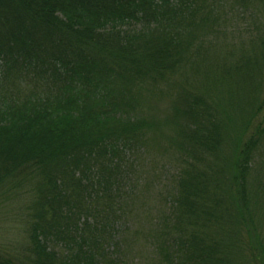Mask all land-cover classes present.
Listing matches in <instances>:
<instances>
[{
	"label": "trees",
	"instance_id": "16d2710c",
	"mask_svg": "<svg viewBox=\"0 0 264 264\" xmlns=\"http://www.w3.org/2000/svg\"><path fill=\"white\" fill-rule=\"evenodd\" d=\"M154 153L175 173L132 232ZM139 240L264 264V0H0V264H133Z\"/></svg>",
	"mask_w": 264,
	"mask_h": 264
},
{
	"label": "rangeland",
	"instance_id": "374dc122",
	"mask_svg": "<svg viewBox=\"0 0 264 264\" xmlns=\"http://www.w3.org/2000/svg\"><path fill=\"white\" fill-rule=\"evenodd\" d=\"M146 161H142V171L141 174V181L144 184L142 191L140 192L139 196H141V201L139 200L133 205H131V209H133L132 215L128 218V224L126 225L128 230L132 232L135 230H140V227H145L146 218L154 220L158 217L159 211L161 212L160 208V198H157V193L148 192V184H152L151 181L154 180V177L157 179L156 181V188L153 186L154 191H160V194L164 195L167 191L170 190L171 182L173 179V175L175 173L176 166L175 164L169 162L170 165L165 164V162L170 161V158L167 155H163L160 153H154L150 157L145 158ZM155 159L159 160L160 162H156V165L151 166L150 163L155 161ZM166 166L165 168H160V166ZM153 185V184H152ZM138 196V197H139ZM152 212V214H150ZM140 241V240H139ZM135 244V243H134ZM141 244V245H140ZM140 244L137 242L134 246L139 251L137 255L129 257V261L133 264H152L151 261V248H147L145 250L143 248V243L140 241ZM133 245V240H132ZM138 245V246H137Z\"/></svg>",
	"mask_w": 264,
	"mask_h": 264
}]
</instances>
